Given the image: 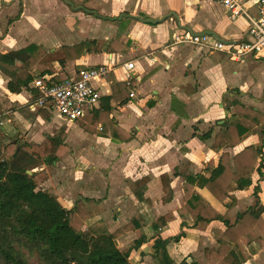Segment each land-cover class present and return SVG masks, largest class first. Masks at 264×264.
Wrapping results in <instances>:
<instances>
[{"label": "crops", "instance_id": "0c3cea01", "mask_svg": "<svg viewBox=\"0 0 264 264\" xmlns=\"http://www.w3.org/2000/svg\"><path fill=\"white\" fill-rule=\"evenodd\" d=\"M72 1L0 0V57L29 45L42 46L53 54L58 47L118 38L124 48L114 54L86 52L79 60L64 62L60 52L52 55L56 74L74 78L88 68L106 66L111 69L104 79L96 81L101 99L91 113L110 108L105 99L112 95V85L120 82H136L131 93L134 101L111 106L109 122L104 128L98 125L96 131L90 133L78 121H66L51 108L40 107L33 84L31 90L11 93L10 79L0 71V125L16 128L22 145L41 144L48 138L59 141L60 134L64 131L67 134V130L72 141L88 144L89 151L83 161L86 173L70 172L68 181L62 179L65 183L53 195L66 208L81 199L92 216L103 218L111 232L136 215H142L148 225L151 223L135 195L137 185L145 180L143 195L152 203L153 215L156 218L175 215L161 236L169 238L178 236L181 231L188 233L184 241L175 245L174 254L189 263L195 261L194 257L198 264H209L204 254L205 245L210 242L209 248H216L214 233L224 232L226 226L216 221L206 231L192 230L191 224L178 216V210L184 205L185 176L205 175L209 163L217 166L222 153L233 156L257 143V136L252 133L235 148L219 152L211 149L220 126L231 116V111L225 110L222 103L226 92L230 93L229 97H235L233 100H240L263 113L264 103L246 104L239 96V86H233L236 76L249 72L252 58L245 63H233L220 52L198 46L171 47L170 43L175 35L185 32L209 34L227 43L238 42L246 36L247 22L229 23L221 0H92L85 6L82 0ZM253 15L258 16L256 9ZM68 35H72V42H57L59 38L67 39ZM254 60L264 65V61ZM128 62L134 63L133 69H126ZM232 66H238V70ZM8 120L11 123H7ZM61 120L70 123L69 128L61 127ZM116 128L130 139H115L110 132ZM211 130L212 139L200 140L201 135ZM75 162L79 160L73 155L72 167ZM164 176L170 180L172 190L167 203L163 201L166 196ZM257 183L264 184V180H259L255 174L254 186L243 191L231 187L229 194L237 203L228 218L234 220L237 213L255 204ZM48 184H52L50 178L45 183ZM203 193L210 199L206 191ZM260 201L264 206V198ZM136 240L138 235L129 232L117 239V246L124 255L129 254L131 260L140 264L156 263L154 240L144 243L140 254L131 252ZM199 246L201 255H192L191 249L197 250ZM244 264H264V241L258 243V252Z\"/></svg>", "mask_w": 264, "mask_h": 264}, {"label": "trees", "instance_id": "16d2710c", "mask_svg": "<svg viewBox=\"0 0 264 264\" xmlns=\"http://www.w3.org/2000/svg\"><path fill=\"white\" fill-rule=\"evenodd\" d=\"M90 1L82 0L83 6ZM123 48L119 39L113 38L63 46L59 52L64 62L79 60L86 52L114 54ZM0 71L9 77L11 93L31 90L30 85L41 77L54 75V82L67 79L66 75L56 74L55 59L44 47L37 45L1 56ZM135 85V81L113 84L112 95L105 99L110 108L90 112L77 120L78 124L90 133L100 124L104 128L109 122L111 106L134 101L131 93ZM32 89L36 91L35 98L39 97L37 90ZM227 110L231 111V116L220 126L211 149L219 152L235 148L256 130L257 143L233 156L222 153L218 165L210 162L205 175H186L184 205L177 212L191 224L192 230L206 231L216 221L226 226L224 232L214 233L217 247L204 251L209 264H244L258 252V243L264 241V206L259 198V184L254 189L255 204L237 213L234 220L228 218L237 203L229 194L231 187L241 191L248 189L253 185L255 174L259 180H264V113L237 99L231 101ZM110 134L121 141L130 139L119 128L111 130ZM212 134L211 130L201 135L200 140H210ZM62 135L59 141L48 138L41 144L22 145L16 128L0 125V264H33L32 259L36 264H140L131 260L129 254L124 255L117 246V239L129 232L138 235L131 252L140 254L141 246L154 240L153 258L157 264H198L174 254L175 245L187 238L186 231L169 238L161 236L175 215L170 213L160 218L153 215L152 203L143 195L145 180L137 185L135 195L145 207L151 223L148 225L142 215H136L114 232L101 216H92L81 199L66 208L57 197L42 190L46 173L34 170L39 165L52 166L58 162L65 140ZM163 187L166 194L163 201L167 203L172 190L166 176Z\"/></svg>", "mask_w": 264, "mask_h": 264}, {"label": "built area", "instance_id": "2783aa9c", "mask_svg": "<svg viewBox=\"0 0 264 264\" xmlns=\"http://www.w3.org/2000/svg\"><path fill=\"white\" fill-rule=\"evenodd\" d=\"M229 23L238 20L247 22L246 36L238 42L227 43L209 34L181 33L173 37L171 47L198 46L208 51L225 54L233 63H245L250 58L264 61V0H221ZM256 9L258 16L254 17ZM127 70L134 67L133 62L125 65ZM106 66L81 70L74 78L52 81L50 77H41L34 81L38 91L37 104L48 107L66 121L74 122L95 110L101 99L96 81L104 79L109 71ZM7 123H11L8 120ZM135 135V133H132Z\"/></svg>", "mask_w": 264, "mask_h": 264}, {"label": "rangeland", "instance_id": "374dc122", "mask_svg": "<svg viewBox=\"0 0 264 264\" xmlns=\"http://www.w3.org/2000/svg\"><path fill=\"white\" fill-rule=\"evenodd\" d=\"M69 1L73 2L72 0H69ZM67 37H68L67 39H62V40L61 38H59L57 42H60L61 44H67V42H72L70 41L72 40V35L70 37L68 35ZM59 50H60L59 47L56 48L55 51H52L55 53L53 54L51 53V55L55 56L59 52ZM249 62H250V64L248 65L249 72H243V74L240 75L239 77L236 76V80L233 83V86H239L237 87L239 96L240 97L242 96L241 100L244 101L246 104L254 105V103H262V102L264 103V65H261L260 64L261 62L259 63L258 61L254 59H250ZM232 67L238 70V66H232ZM229 94L230 93L226 92L222 96V103L226 106L225 110L230 105L231 101L235 98V97L234 98L229 97ZM61 121H62L61 127L69 128V125H71L70 123H64V120H61ZM64 132L62 136H65L66 141L63 145V148L60 150L58 154V155L61 154L60 161L58 163H55V165H52L48 169H46L43 164L40 165L36 169L37 171H41V169L45 171L47 178L40 188L42 190L49 192L52 195H53V192H55L59 186L65 183V181H62V179H66L68 181V178H70L71 176L70 172L74 171V172L86 173L87 171L83 161L86 159V154H88V151H89L88 148L90 146L86 143H81L79 141L77 142L72 141L68 136V130H67V134L66 132L65 133ZM253 134H254L253 136L256 137L257 131L253 132ZM73 155L77 157L79 160V162H75V167H72ZM36 170L34 171L36 172ZM49 178L51 179L52 184H48L46 186L45 183L48 182ZM260 186L262 187L259 192L260 198L263 199L264 198V184H261ZM210 244H211L210 242L208 244L206 243L205 245L207 246L206 248H209ZM174 251H175V247H174ZM190 252L192 255L194 254L196 256L197 255L200 256L202 253V249L199 246L197 250L191 249ZM193 260L196 261L194 257H193ZM36 262L37 261L35 259H32L33 264H36Z\"/></svg>", "mask_w": 264, "mask_h": 264}, {"label": "water", "instance_id": "95a60500", "mask_svg": "<svg viewBox=\"0 0 264 264\" xmlns=\"http://www.w3.org/2000/svg\"><path fill=\"white\" fill-rule=\"evenodd\" d=\"M80 9L81 10H85L86 11V9H84L83 7H80ZM122 18V17H121ZM121 18H119V20H121ZM139 19V18H138ZM140 20V19H139ZM216 39H218V40H221L220 38H218V37H215ZM222 41V40H221ZM29 174H31V172H28Z\"/></svg>", "mask_w": 264, "mask_h": 264}]
</instances>
